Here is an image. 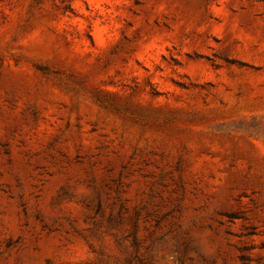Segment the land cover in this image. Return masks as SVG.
<instances>
[{"label":"rangeland","instance_id":"1","mask_svg":"<svg viewBox=\"0 0 264 264\" xmlns=\"http://www.w3.org/2000/svg\"><path fill=\"white\" fill-rule=\"evenodd\" d=\"M0 264H264V0H0Z\"/></svg>","mask_w":264,"mask_h":264}]
</instances>
